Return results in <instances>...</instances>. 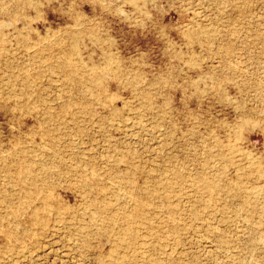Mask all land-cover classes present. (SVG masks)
<instances>
[{
  "label": "rangeland",
  "instance_id": "obj_1",
  "mask_svg": "<svg viewBox=\"0 0 264 264\" xmlns=\"http://www.w3.org/2000/svg\"><path fill=\"white\" fill-rule=\"evenodd\" d=\"M0 264H264V0H0Z\"/></svg>",
  "mask_w": 264,
  "mask_h": 264
}]
</instances>
